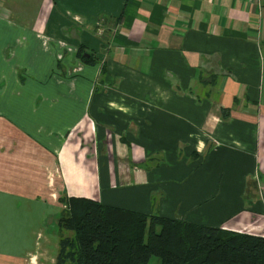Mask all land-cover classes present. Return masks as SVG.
I'll list each match as a JSON object with an SVG mask.
<instances>
[{
	"label": "crops",
	"instance_id": "crops-1",
	"mask_svg": "<svg viewBox=\"0 0 264 264\" xmlns=\"http://www.w3.org/2000/svg\"><path fill=\"white\" fill-rule=\"evenodd\" d=\"M71 196L264 236V0H0V264Z\"/></svg>",
	"mask_w": 264,
	"mask_h": 264
},
{
	"label": "trees",
	"instance_id": "trees-1",
	"mask_svg": "<svg viewBox=\"0 0 264 264\" xmlns=\"http://www.w3.org/2000/svg\"><path fill=\"white\" fill-rule=\"evenodd\" d=\"M59 201L57 223L70 235L58 239L54 264H144L150 256L159 264H264V236L85 197Z\"/></svg>",
	"mask_w": 264,
	"mask_h": 264
},
{
	"label": "rangeland",
	"instance_id": "rangeland-1",
	"mask_svg": "<svg viewBox=\"0 0 264 264\" xmlns=\"http://www.w3.org/2000/svg\"><path fill=\"white\" fill-rule=\"evenodd\" d=\"M144 264H159V259L156 256H150Z\"/></svg>",
	"mask_w": 264,
	"mask_h": 264
},
{
	"label": "built area",
	"instance_id": "built-area-1",
	"mask_svg": "<svg viewBox=\"0 0 264 264\" xmlns=\"http://www.w3.org/2000/svg\"><path fill=\"white\" fill-rule=\"evenodd\" d=\"M68 51H70L71 49L70 48H67Z\"/></svg>",
	"mask_w": 264,
	"mask_h": 264
}]
</instances>
